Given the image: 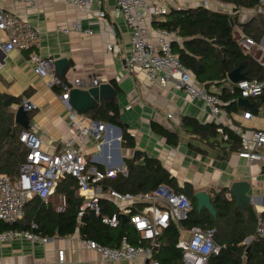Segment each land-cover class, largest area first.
<instances>
[{"label": "crops", "instance_id": "obj_1", "mask_svg": "<svg viewBox=\"0 0 264 264\" xmlns=\"http://www.w3.org/2000/svg\"><path fill=\"white\" fill-rule=\"evenodd\" d=\"M100 1L101 6L99 7L96 4L92 8H81L61 0H40L35 6L19 1L0 0V13L9 16L16 15L22 21L40 30L37 44L22 51H6L4 45L9 41V33L0 29V94L22 98V102L28 99L37 106L36 110L30 112L32 114L31 126H39V129L35 130L42 139L43 150L57 154L66 149L65 143H71L98 167L103 166V170L106 168L121 169L118 175L127 173L125 159L133 160L134 151L139 149L143 155L141 160H137L138 162L143 160L145 154L157 157L172 176L177 178L181 186L190 183L196 191L204 190L211 194V191L218 192L228 188L227 196L233 195L231 185L236 181L247 180L251 183L249 193L255 198L252 205L257 212L263 210L264 164L248 162L241 159L237 153H233L224 160L218 156L219 150H212L202 145L199 140L192 138L184 131L176 147L168 145L165 138L153 132L151 128L153 121L170 130L180 128L183 116L194 117L201 123L214 121L203 100H192L172 85L165 89L157 83L146 81L140 71L139 73L133 71L129 65L132 50L131 30L115 0ZM153 1L167 6L169 12L173 8L198 6L228 13H234L235 9L234 4L223 0ZM99 9L105 11L104 19L96 16L95 13ZM236 13L239 25L235 26L234 35L240 41L246 35L241 25L249 23L257 14L264 15V4L261 1V5L255 9L241 8ZM76 21L81 22L84 30L91 29L93 34L73 31L67 35L59 29L60 26L72 27ZM155 21L152 20L149 23V34L153 39L155 31L159 29L155 26ZM109 45L112 48H109ZM259 51L264 53V37L257 42L254 50L255 53ZM32 55L51 57L55 61L61 58L69 59L70 66L65 77H61L56 70L57 76L68 82L75 78L96 77L102 79L103 82L112 83L117 90V97L114 100L119 103L122 120L129 124L130 131L135 136L136 147L125 148L120 142V148H118L117 130L109 126L110 123H105L108 126L103 143L96 141L93 137L87 138L82 143L77 142L78 129L85 125L89 117L85 113H80L77 119L70 120L67 103L61 99L62 93H58L57 89L51 86L50 76H41L34 71L33 63H31ZM229 80L226 85L230 87L234 82L230 78ZM216 89H218L216 86L210 87L211 91ZM238 99L237 106L240 110L243 105L238 102ZM251 104L252 107L255 105L252 102ZM16 108L15 106V111ZM245 111L228 113L223 110L222 118L225 123L234 126L242 125L246 129L264 130V104L260 105L257 111L249 110L253 113L251 120L243 119L242 115ZM169 115H172V118ZM189 140H192L193 144L201 145L207 153L202 154L191 149L188 146ZM61 196L67 197V194H60L56 190L47 201L52 203L56 212H59ZM78 196H80L79 189ZM102 198L109 199L118 208V205L106 193ZM141 207V205H136L137 210ZM130 232L129 237L136 242L137 234L133 228ZM111 233L115 236L117 231L113 228ZM188 237L189 231H183L180 241ZM119 242L115 238L110 244H104L115 246ZM61 250L65 252L63 262L59 261ZM143 263V257L133 261L103 259L97 251L86 247L79 229L72 234L50 237L48 243L15 240L0 245V264Z\"/></svg>", "mask_w": 264, "mask_h": 264}, {"label": "built area", "instance_id": "obj_2", "mask_svg": "<svg viewBox=\"0 0 264 264\" xmlns=\"http://www.w3.org/2000/svg\"><path fill=\"white\" fill-rule=\"evenodd\" d=\"M35 6L40 0H10ZM69 5L81 8H92L94 5L101 6L100 0H61ZM125 22L131 30L130 44L132 47L129 65L133 71L143 75L146 81L157 83L163 88L172 85L176 90L183 91L192 100H203L206 109L217 124L231 127L241 138L242 148L237 153L241 159L248 162H261L264 164V130L246 129L242 125L234 126L225 123L222 115L223 102L220 98V89L206 90L195 80L190 70L183 65L179 56L173 52L172 43L177 39V33L166 29H157L155 38L149 34V23L152 20H160L169 13V8L153 0H115ZM262 2L264 0H261ZM96 16L104 19L106 13L99 9ZM0 29L9 33V41L4 45L6 51H22L37 44L40 30L22 21L16 15L0 13ZM59 29L65 34L73 31L92 35L91 29L84 30L80 21H76L72 27L60 26ZM244 50L254 55L257 42L244 35L240 40ZM109 48H112L109 45ZM255 58L264 66V53L259 51ZM34 71L41 76L51 77V86L62 88L61 99L67 103L68 117L75 120L81 114L69 105V93L73 88L88 89L103 83L96 77L75 78L68 82L57 76L55 59L32 55ZM230 91H239L242 98L262 96L264 93V79L252 80L241 79L230 86ZM22 105L24 110L33 112L37 106L26 99ZM172 118V115H169ZM244 120H251L253 113L245 111L242 115ZM220 126L218 132L224 135V127ZM35 129L38 125L22 131L20 140L29 149L26 161L20 167V176L16 182L0 174V221L15 223L23 219L25 206L28 201L37 196L48 201L55 194L61 179L72 176L77 179L79 194L84 202L79 216L85 211H94L96 216L102 212V196L106 193L118 205L119 212L110 216H104L103 222L111 228H118L121 224V216L127 217L133 230L137 234L136 242L128 235H124L118 245L108 246L93 239H84L88 249L97 251L100 256L108 261L136 260L144 258L143 264H161L155 257V248L164 231L170 227L172 220L182 219L186 216L193 205L191 199L185 193H178L167 185H162L150 193L132 194L121 193L112 187L106 188L105 180L114 178L121 169L106 168L101 170L95 163L88 159L80 150L71 143H65L66 149L61 153H49L43 150L41 137ZM107 125L89 118L85 125L79 127L77 142H84L93 137L103 143L106 139ZM224 135V139H227ZM118 137H116V140ZM121 139V137H120ZM123 170V169H122ZM231 197V194L228 195ZM255 198L252 196V203ZM141 205L140 210L135 212L136 205ZM67 207V197L61 196V205L58 210L64 211ZM258 211L255 235L264 238V207ZM37 223L32 222L30 228L8 229L0 232V245L15 240H27L31 243H48L50 238L34 232ZM189 238L178 243L183 251V264H207L212 255L220 253V247L215 242L214 229H202L194 227L189 231ZM59 261H65V252L59 251Z\"/></svg>", "mask_w": 264, "mask_h": 264}, {"label": "trees", "instance_id": "obj_3", "mask_svg": "<svg viewBox=\"0 0 264 264\" xmlns=\"http://www.w3.org/2000/svg\"><path fill=\"white\" fill-rule=\"evenodd\" d=\"M223 1L235 5L234 13L215 11L204 6L173 8L154 24L157 28L177 33L179 40L173 41V52L195 76L199 85L206 90H210L212 86L220 89L222 109L232 113L248 110L249 107L238 109L237 99L241 94L239 91L232 93L226 85L230 81L229 74L241 67V73L248 79H264V66L253 54L242 48L234 35L235 26L239 25L236 12L241 8L255 9L261 5V0ZM241 26L246 36L256 42L264 37V15L261 13ZM55 89L58 93H63L62 88L56 86ZM0 98V174L6 175L14 183L20 176V167L26 161L29 151L20 140L25 129L15 122V106L22 105L23 102L22 98L14 96L0 94ZM249 100L255 104L249 110L257 111L260 105L264 104V93ZM85 115L93 120L117 126L122 131V146L131 149L136 147L135 136L131 133L129 124L121 118L118 101L110 100L98 104ZM221 125L216 122L201 123L194 117L183 116L180 128L170 130L154 121L151 128L155 134L165 138L168 145L175 147L179 145L183 131L189 133L202 145L219 150L218 156L226 160L241 150L242 143L240 136L231 127L222 125L224 133L228 136L224 139L225 134L221 135L217 131ZM188 146L202 154L207 153L201 145L193 144L192 140H189ZM125 165L127 173H119L117 177L105 180L106 188L112 187L121 193L144 194L167 185L178 193H185L192 201L193 207L186 216L178 220L173 219L170 227L159 238L154 255L161 264H183V251L178 247V243L182 232L190 231L194 227L215 230L214 239L220 247V253L212 255L207 264H264V238L255 235L258 212L254 205L240 207L234 195L227 196L228 188L218 192L211 191L212 203L216 209V215H213L206 208L198 209L195 197L197 191L194 186L190 183L181 186L159 158L145 154L140 162L126 158ZM99 168L103 170V166ZM58 186L57 192L65 193L68 197V206L64 211L56 212L52 203L35 196L25 206L23 219L15 223L0 221V232L23 227L29 229L31 223L35 222L38 227L34 232L49 238L72 234L77 229L83 239H93L102 244H110L115 238L120 241L124 235L130 236L132 226L128 219L124 218L126 216H121L120 226L114 229L117 231L115 236L111 233L113 228L103 222L104 216L119 212V208L109 199L102 198L100 216H95L87 210L80 217L83 199L78 196L77 179L66 176ZM136 211L138 210L135 209ZM249 238L251 240L247 241Z\"/></svg>", "mask_w": 264, "mask_h": 264}, {"label": "water", "instance_id": "obj_4", "mask_svg": "<svg viewBox=\"0 0 264 264\" xmlns=\"http://www.w3.org/2000/svg\"><path fill=\"white\" fill-rule=\"evenodd\" d=\"M232 25L234 26L233 19H231ZM56 68L61 77L66 76L67 69L70 66L69 59L61 58L55 61ZM229 78L233 82H238L241 79L247 78L243 73H241V67H238L233 72L229 74ZM69 105L77 110L80 113H86L90 109L96 107L98 104L107 103L110 100H114L117 97V90L110 82H103L98 86L89 87L88 89L76 87L73 88L69 93ZM238 102L246 107H252V104L249 99L240 97ZM2 100L0 98V105ZM15 113V122L16 124L22 126L24 129L31 128V118L30 113L24 110L23 105L16 106ZM108 126V124H107ZM117 130L116 140L118 148H120L121 134L122 131L120 128L114 125ZM143 152L139 149L134 151L133 160H141ZM123 160H121L122 162ZM251 183L247 180L236 181L231 185V192L235 196L237 203L240 207H245L252 204V196L250 195ZM195 197L198 201V209L202 210L203 208L208 209L213 215H216V209L212 203L211 194L206 191H197ZM95 215L94 211H91ZM96 216V215H95ZM127 219V217H124ZM190 236V235H189ZM189 238V237H188Z\"/></svg>", "mask_w": 264, "mask_h": 264}, {"label": "rangeland", "instance_id": "obj_5", "mask_svg": "<svg viewBox=\"0 0 264 264\" xmlns=\"http://www.w3.org/2000/svg\"><path fill=\"white\" fill-rule=\"evenodd\" d=\"M262 4H264V1L262 2ZM252 51H254V50H252ZM256 53H254V55H255Z\"/></svg>", "mask_w": 264, "mask_h": 264}]
</instances>
